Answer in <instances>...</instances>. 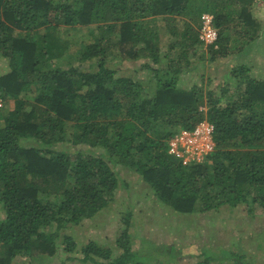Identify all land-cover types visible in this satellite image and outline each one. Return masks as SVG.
I'll list each match as a JSON object with an SVG mask.
<instances>
[{
    "label": "trees",
    "instance_id": "trees-1",
    "mask_svg": "<svg viewBox=\"0 0 264 264\" xmlns=\"http://www.w3.org/2000/svg\"><path fill=\"white\" fill-rule=\"evenodd\" d=\"M252 3L0 0V58L8 68L0 76V106L13 102L10 111L0 113V264L16 257L55 256L58 246L63 254H75L73 237L60 232L111 202L118 187L115 164L137 174L178 214L238 204L250 215L255 206L264 212V78L251 77L250 69L239 65L231 70L234 86L225 84L217 91L179 87V76L191 71L190 64L203 61L198 35L202 17L210 15L217 32L207 47L211 59L224 57L236 39H254ZM176 20L183 27L173 26ZM61 26L88 29L92 38L79 45L77 66H63L59 41L40 34ZM160 26L172 39L167 51L156 31ZM231 27L235 38L227 34ZM111 55L123 62L142 60L141 68L152 73L150 91L132 77L116 76L107 65ZM162 55L165 68L150 69V64L161 63ZM203 121L212 126L214 150L202 163L182 166L167 153V141ZM66 124L73 129L68 137ZM26 139L35 146H21ZM63 142L67 148H101L108 162L79 149L61 151ZM131 238L125 230L114 240L116 255L90 241L78 258L66 260L161 264L160 257L168 256L169 262L182 257L173 247L146 242L133 247ZM192 255V264H251L223 250L202 249Z\"/></svg>",
    "mask_w": 264,
    "mask_h": 264
},
{
    "label": "rangeland",
    "instance_id": "rangeland-1",
    "mask_svg": "<svg viewBox=\"0 0 264 264\" xmlns=\"http://www.w3.org/2000/svg\"><path fill=\"white\" fill-rule=\"evenodd\" d=\"M251 12L256 21L254 39L241 40V42L236 39L234 44L231 43L230 53L227 56L213 59L207 48L209 44L203 43V61H194L195 58H190L191 62L194 61L189 66L191 71L186 70L179 76V87L190 88L192 85H198L206 90L217 88V91L218 87L225 84L234 86L235 80L231 77V70L239 65L248 67L251 77L264 78V0H253ZM149 26L155 28L154 23ZM173 26L179 29L183 27L179 20L173 22ZM156 28L163 50L167 51L168 43L172 39L165 28L161 26ZM200 33L201 29L198 30V35ZM40 34L54 36L55 40L59 41L62 57L64 56L63 66L79 65L76 58L79 45L92 42L88 29L81 27L61 26L53 32L40 30ZM227 34L230 37L234 35L235 38L233 27L227 30ZM113 56H108L107 65L110 64L116 76L132 77L143 86L148 85L146 91H150L153 85L152 73L151 70L141 68L144 63L142 60L123 62ZM172 56L173 51L170 57ZM163 59L166 60L163 56L161 63L157 65L150 64V69H164ZM82 66L83 69H87L88 65L85 63ZM7 72V65L0 58V76ZM25 98L31 101L30 97ZM12 108V100L2 102L0 113L4 114ZM65 127L68 137L73 129L69 124ZM20 145L34 147L35 141L22 140ZM61 145L66 146L64 148L58 145L61 151L70 153L79 149L86 154L102 157L108 162L107 153L101 148L88 145L67 148L66 142ZM111 166L118 178V187L111 202L94 217L83 219L78 225L69 226L68 229L60 232L73 237L76 243L75 254H63L58 246L59 250L55 256L36 255L32 259L16 257L8 261L9 264H74L76 262L66 260V256L78 258L80 248L90 241L111 249L116 255L114 240L125 230L132 237L133 247H140L146 242L156 247H173L182 251V257L176 262H169L168 256L160 257L161 264H192L195 262L192 254L202 249L232 252L242 256L244 261L251 264H264V212L258 206L254 207L251 215L245 212L246 207L243 204L235 207L222 205L204 213L195 210L191 214H178L163 205L137 174L120 164Z\"/></svg>",
    "mask_w": 264,
    "mask_h": 264
},
{
    "label": "built area",
    "instance_id": "built-area-1",
    "mask_svg": "<svg viewBox=\"0 0 264 264\" xmlns=\"http://www.w3.org/2000/svg\"><path fill=\"white\" fill-rule=\"evenodd\" d=\"M217 32L212 25V17L204 15L199 39L206 44H213ZM212 126L203 121L192 131H178L167 141V153L178 160L182 166L202 163L214 150Z\"/></svg>",
    "mask_w": 264,
    "mask_h": 264
}]
</instances>
